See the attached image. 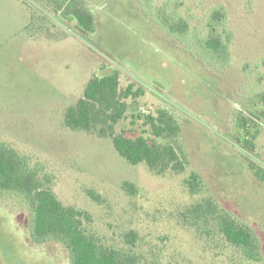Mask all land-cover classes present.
I'll return each mask as SVG.
<instances>
[{"label": "rangeland", "instance_id": "1", "mask_svg": "<svg viewBox=\"0 0 264 264\" xmlns=\"http://www.w3.org/2000/svg\"><path fill=\"white\" fill-rule=\"evenodd\" d=\"M24 1L0 0V141L49 176L65 205L91 214L88 229L103 245L137 254V264H264V0H84L96 17L88 35L54 3ZM219 6L229 14L215 27L231 40L224 59L203 44ZM182 19L187 31L170 33ZM104 66L118 69L121 91L142 90L126 98L115 133L169 142L145 121L166 110L180 127L183 172L130 164L111 137L65 125L66 110ZM239 115L258 130L252 150L235 126ZM193 173L196 193L185 183ZM205 199L255 231L259 260L228 242L212 215L189 212ZM30 214L0 195V264H70L62 244L31 243Z\"/></svg>", "mask_w": 264, "mask_h": 264}, {"label": "trees", "instance_id": "2", "mask_svg": "<svg viewBox=\"0 0 264 264\" xmlns=\"http://www.w3.org/2000/svg\"><path fill=\"white\" fill-rule=\"evenodd\" d=\"M34 1L54 3L55 14L58 15L61 11L67 20L75 21L78 29L85 35L96 31V17L84 0ZM228 17L225 6L214 8L211 11L209 32L203 41L205 48L220 59L228 58L227 43L231 40L225 41L221 33L215 32V27ZM168 27L172 34H184L188 22L182 19L171 22ZM119 86L118 69L102 67L99 73L88 81L83 97L66 110L65 125L72 130L97 133L99 137H111L116 150L130 164L145 162L159 175L168 170L183 172L186 165L175 145L180 127L173 115L166 110L160 109L156 116H146L145 121L151 125L154 136L170 139L169 142L159 143L142 135L131 137L122 132L115 133V125L125 117L128 110L126 98L138 96L142 91H134L133 84H129L123 91ZM258 101L264 103V94L258 95ZM247 118L243 115L237 116L235 126L242 135L245 147L252 150L258 130L248 123ZM197 177L198 175L193 173L185 180L192 193L200 190ZM49 182V176L42 180L36 169L30 168L27 156L8 143L0 141V195H13L28 206L31 212L28 231L32 244L40 245L50 241L62 244L69 252L70 264L139 262V256L135 253L103 245L100 238L88 229V223L92 220L91 214L77 206L65 205ZM88 194L94 200L101 201L100 196L93 191L88 190ZM189 212L198 216L212 215L217 219L219 230L228 242L241 248L248 259L261 258L260 241L255 231L230 212H220L211 199L194 204ZM135 235L133 231L129 232L126 236L127 242H134Z\"/></svg>", "mask_w": 264, "mask_h": 264}, {"label": "crops", "instance_id": "3", "mask_svg": "<svg viewBox=\"0 0 264 264\" xmlns=\"http://www.w3.org/2000/svg\"><path fill=\"white\" fill-rule=\"evenodd\" d=\"M26 8V7H25Z\"/></svg>", "mask_w": 264, "mask_h": 264}]
</instances>
